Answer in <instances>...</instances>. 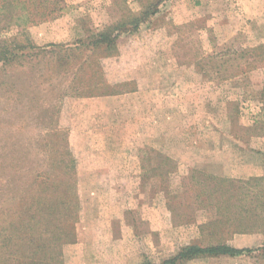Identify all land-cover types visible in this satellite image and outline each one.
<instances>
[{"label":"rangeland","instance_id":"1","mask_svg":"<svg viewBox=\"0 0 264 264\" xmlns=\"http://www.w3.org/2000/svg\"><path fill=\"white\" fill-rule=\"evenodd\" d=\"M120 23L94 64L0 74V264L163 263L192 244L255 250L169 264H264V181L246 185L264 176V0H64L0 40L70 46ZM236 158L263 171L205 191Z\"/></svg>","mask_w":264,"mask_h":264},{"label":"trees","instance_id":"2","mask_svg":"<svg viewBox=\"0 0 264 264\" xmlns=\"http://www.w3.org/2000/svg\"><path fill=\"white\" fill-rule=\"evenodd\" d=\"M64 0H0V32L8 31L13 27L22 28L26 30L27 27L54 18L59 11L63 9ZM156 10L146 9L145 15L152 14ZM134 23V24H133ZM133 28H137L139 23L133 21ZM124 24H117L112 28L98 33H92L87 40H80L73 45L65 44H50L42 47L35 45L19 48L17 43L11 41L12 45L8 42L0 40L2 47H0V74L9 67H31L35 69L41 61H45L47 66L51 62L53 68L60 73L65 67L82 66L86 63H92V55L98 51H103L107 54L116 52V40L124 32ZM117 30V32H116ZM28 45V44H27ZM19 48V49H18ZM29 48V51H25ZM54 63L50 61V58ZM56 71V72H57ZM73 72H77L74 68ZM80 82V81H76ZM80 83L79 85H81ZM83 85V84H82ZM91 88V85H89ZM80 90L76 88L75 92ZM114 91H92L89 90L88 95L92 94H106ZM61 162V161H60ZM62 163V162H61ZM71 163V165H69ZM67 170H74L75 160L70 159ZM63 164V163H62ZM202 185L205 191H245L244 186L248 185L249 181H254L255 186L260 185L264 181L263 177H254L246 182V185H241V181L228 179L213 173L202 174ZM37 179V178H36ZM212 182L213 185L209 186L207 182ZM36 182V180L34 181ZM237 188V189H236ZM243 188V189H242ZM246 191H255L247 189ZM258 191H264V187ZM255 250L253 247L239 248L228 244H216L210 246H200L196 244L188 245L185 247L177 257L168 259L163 263L146 262L143 264H169L174 263L178 258L190 259L199 255H231L237 256L245 253H251Z\"/></svg>","mask_w":264,"mask_h":264},{"label":"crops","instance_id":"3","mask_svg":"<svg viewBox=\"0 0 264 264\" xmlns=\"http://www.w3.org/2000/svg\"><path fill=\"white\" fill-rule=\"evenodd\" d=\"M234 148V149H233ZM230 149L234 151L230 152H236L235 155L237 157V151L236 149H239V151L242 153V147H239L238 145H234L233 147H230ZM219 156H222L223 153L220 151ZM231 154V153H229ZM229 157V155H228ZM220 161V160H219ZM234 165L229 162L225 161L224 163L221 161L223 166L220 165V169L218 171V174L221 176H230V177H235V178H245V177H250L253 175L260 174L263 170L262 167L259 166L258 162H249V161H238L237 158L236 160L233 161Z\"/></svg>","mask_w":264,"mask_h":264}]
</instances>
